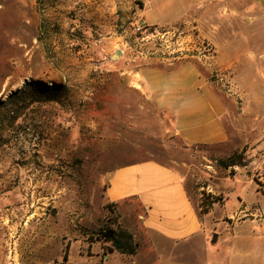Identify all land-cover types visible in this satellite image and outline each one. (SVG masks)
Listing matches in <instances>:
<instances>
[{"label":"rangeland","instance_id":"374dc122","mask_svg":"<svg viewBox=\"0 0 264 264\" xmlns=\"http://www.w3.org/2000/svg\"><path fill=\"white\" fill-rule=\"evenodd\" d=\"M138 2L0 0V100L30 82L63 87L52 95L28 90L1 107L10 115L0 124V264H84L88 256L106 264L115 251V264L134 258L142 250L127 228L135 204L106 198L110 173L128 164L154 160L176 170L202 216L225 202L226 192L208 193V186L233 179L264 186V16L200 0L183 21L138 34ZM217 56L231 66L218 69ZM191 60L220 89L229 146L184 144L172 117L133 79L143 67ZM236 154L246 167L219 166ZM126 234L133 254L109 238L127 243ZM40 237L50 246H28Z\"/></svg>","mask_w":264,"mask_h":264},{"label":"crops","instance_id":"0c3cea01","mask_svg":"<svg viewBox=\"0 0 264 264\" xmlns=\"http://www.w3.org/2000/svg\"><path fill=\"white\" fill-rule=\"evenodd\" d=\"M225 1L231 12L243 17L264 16V0ZM138 3V21L149 27L179 23L201 5L200 0H140ZM216 59L214 65L220 70L231 66L218 56ZM133 79L157 109L172 117L173 130L184 144L230 145L226 103L218 85L201 74L195 61H185L174 69L143 67ZM260 130L264 135V121ZM252 136L251 132L247 137ZM221 187L208 186L207 192H226L224 204L220 207L214 204L202 216L186 181L176 170L147 160L112 171L106 189L107 201L135 204V221L127 228L135 236L139 235L142 246L134 258L121 263L264 264V186L255 179H233ZM40 239L28 246H50ZM0 246H5L1 239ZM79 246L73 244L70 249ZM94 246L97 245L88 244V249ZM115 252L106 256V264H115L109 258ZM90 258L84 259V264H92Z\"/></svg>","mask_w":264,"mask_h":264},{"label":"trees","instance_id":"16d2710c","mask_svg":"<svg viewBox=\"0 0 264 264\" xmlns=\"http://www.w3.org/2000/svg\"><path fill=\"white\" fill-rule=\"evenodd\" d=\"M61 89H63V87L59 85L48 86L40 82L26 83L24 89H21L18 92L12 93L6 101L0 100V110H1V107L11 104L16 99H20L24 94H26L28 90L34 91L36 93H41L42 95H52L53 93H57L58 91H61ZM48 99H51V98H48ZM8 115L10 114L7 112L0 113V117H2L0 118V124L4 123V121L6 120L4 116H8ZM12 115H14V120H17L19 118L18 112L12 113ZM4 131H5V128L2 125H0V133L2 134V132ZM218 164L222 168L229 169V168H234V167H246L248 165V161L244 158L243 154H236L234 156L227 158L226 160H220ZM112 204L115 205V203H112ZM207 212H209V210H206V213ZM126 235H127V243H123L120 240H116L114 238V235H110L109 238L112 239L114 243L113 247L116 250L124 254L126 253L133 254L135 249L132 244L133 243L132 237L129 234H126Z\"/></svg>","mask_w":264,"mask_h":264},{"label":"built area","instance_id":"2783aa9c","mask_svg":"<svg viewBox=\"0 0 264 264\" xmlns=\"http://www.w3.org/2000/svg\"><path fill=\"white\" fill-rule=\"evenodd\" d=\"M151 29H152V27L146 26L144 24H136V26H135V31L138 34L146 33L148 30H151Z\"/></svg>","mask_w":264,"mask_h":264},{"label":"water","instance_id":"95a60500","mask_svg":"<svg viewBox=\"0 0 264 264\" xmlns=\"http://www.w3.org/2000/svg\"><path fill=\"white\" fill-rule=\"evenodd\" d=\"M121 54H122V52H121V51H118V52H117V56H118V55H121ZM117 56H116V57H117Z\"/></svg>","mask_w":264,"mask_h":264}]
</instances>
